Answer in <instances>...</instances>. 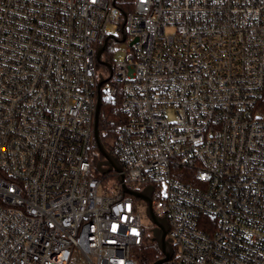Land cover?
<instances>
[{"label":"built area","instance_id":"1","mask_svg":"<svg viewBox=\"0 0 264 264\" xmlns=\"http://www.w3.org/2000/svg\"><path fill=\"white\" fill-rule=\"evenodd\" d=\"M121 174L164 264H264V0H0V264H138L156 226Z\"/></svg>","mask_w":264,"mask_h":264},{"label":"water","instance_id":"2","mask_svg":"<svg viewBox=\"0 0 264 264\" xmlns=\"http://www.w3.org/2000/svg\"><path fill=\"white\" fill-rule=\"evenodd\" d=\"M105 47H103L100 52H99V57ZM102 84V82H101ZM102 107V101L101 98L98 99L97 103V109H96V124H95V138L97 141L98 149L102 156L104 157V160L101 161L98 164V170L100 171L101 174L107 175L110 172H116V173H121L122 168L117 161V159L106 149L104 146L101 136H100V131H99V116H100V111ZM118 181L123 184V190L127 194H131L136 198H140L144 200L147 205V215L150 218V220L155 224L156 227L152 229L153 233V238L152 240L157 242L160 250L163 254V257L155 262L154 264H164L167 261H169L172 256H173V247L172 243L169 239H167V234H168V223L166 219L164 218H159L157 217L152 209V192L153 189L151 187L146 188L142 192L134 191L130 188H128L124 182V176L121 174L118 178Z\"/></svg>","mask_w":264,"mask_h":264},{"label":"trees","instance_id":"3","mask_svg":"<svg viewBox=\"0 0 264 264\" xmlns=\"http://www.w3.org/2000/svg\"><path fill=\"white\" fill-rule=\"evenodd\" d=\"M125 120V116L120 110V103H104L99 117V131L102 142L107 150L111 151V143L114 141L117 129ZM103 156L100 151L96 154V164L103 161ZM104 179L112 178L111 175L103 176ZM163 257L160 247L157 242L148 237L146 242L138 247L134 252V258L138 264H154Z\"/></svg>","mask_w":264,"mask_h":264},{"label":"rangeland","instance_id":"4","mask_svg":"<svg viewBox=\"0 0 264 264\" xmlns=\"http://www.w3.org/2000/svg\"><path fill=\"white\" fill-rule=\"evenodd\" d=\"M122 56V53L121 52H118L116 54V59H119L120 57ZM169 116H172V114H169ZM110 179L107 178L105 180V184L106 186L108 187H111L113 185V182L112 181H109ZM143 215H144V223L147 225V226H151V221L150 219L146 216V211L143 210ZM71 264H87V261L85 260V257L80 254L78 251H76L72 257V261H71Z\"/></svg>","mask_w":264,"mask_h":264},{"label":"flooded vegetation","instance_id":"5","mask_svg":"<svg viewBox=\"0 0 264 264\" xmlns=\"http://www.w3.org/2000/svg\"><path fill=\"white\" fill-rule=\"evenodd\" d=\"M111 173V172H110Z\"/></svg>","mask_w":264,"mask_h":264}]
</instances>
